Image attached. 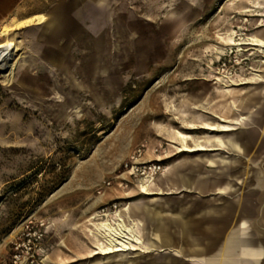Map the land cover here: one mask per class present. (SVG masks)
Returning <instances> with one entry per match:
<instances>
[{"label": "rangeland", "instance_id": "374dc122", "mask_svg": "<svg viewBox=\"0 0 264 264\" xmlns=\"http://www.w3.org/2000/svg\"><path fill=\"white\" fill-rule=\"evenodd\" d=\"M70 1L35 0L29 19L11 23L23 43L15 71L0 73V264H12L27 225L45 236L36 249L43 264H118L94 255L89 229L95 215L112 219L140 196L144 182L120 185L125 163L140 147L143 160L165 168L187 156L176 131L205 132L187 130L181 118L193 99H206L199 109L213 118L209 100L224 98L213 84L219 72L239 79L261 68L258 53L232 45L262 28L264 0H107L79 23ZM60 10L72 31L67 42L39 32Z\"/></svg>", "mask_w": 264, "mask_h": 264}, {"label": "crops", "instance_id": "0c3cea01", "mask_svg": "<svg viewBox=\"0 0 264 264\" xmlns=\"http://www.w3.org/2000/svg\"><path fill=\"white\" fill-rule=\"evenodd\" d=\"M34 2L0 0V42L8 27L22 48L11 23L29 19ZM75 16L78 23L89 19ZM247 41L246 47L263 58L261 68L234 84L215 79L224 98L209 100L213 118L199 109L207 100L195 97L192 111L181 118L187 130L205 132H182V138L177 130L178 153L187 156L168 161L144 193L125 203L123 217L133 225L137 249L96 256H117L118 264H264V25ZM253 151L263 154L262 160ZM128 254L147 258L124 263Z\"/></svg>", "mask_w": 264, "mask_h": 264}, {"label": "bare ground", "instance_id": "6f19581e", "mask_svg": "<svg viewBox=\"0 0 264 264\" xmlns=\"http://www.w3.org/2000/svg\"><path fill=\"white\" fill-rule=\"evenodd\" d=\"M8 32H3L5 40L0 42V73L6 78L15 71L12 60L22 51L19 44L14 43L15 41L13 42L9 37L11 30H8ZM234 42L237 45L232 46L236 47L239 51L243 50V46H247L249 44L248 41L239 42L238 40H235ZM219 74L230 84H234L235 79L233 77H228L222 74V72H219ZM179 135L180 137L185 138V134H183L182 132H179ZM181 151L192 150L188 148H182ZM153 181L144 182L143 184H141L139 191L141 193H144L145 187ZM125 207L126 204H123L122 207L113 214L112 219L96 220V217L99 216L95 215L93 217L94 222L90 224L92 228L89 229V231L97 241L94 255L101 254V252L104 255H108L117 252L133 251L137 249L138 238L136 237L133 225L128 224L123 217ZM105 216H107V214Z\"/></svg>", "mask_w": 264, "mask_h": 264}, {"label": "built area", "instance_id": "2783aa9c", "mask_svg": "<svg viewBox=\"0 0 264 264\" xmlns=\"http://www.w3.org/2000/svg\"><path fill=\"white\" fill-rule=\"evenodd\" d=\"M144 153V147L138 148L125 163L124 172L118 176L124 177L121 186L128 187V183H132L131 179L142 183L153 181L165 171V166L160 161L143 160ZM105 184L109 186L111 183ZM22 235L23 243H15L12 264H43L36 250L44 243L45 236L42 230L38 226L27 225Z\"/></svg>", "mask_w": 264, "mask_h": 264}, {"label": "water", "instance_id": "95a60500", "mask_svg": "<svg viewBox=\"0 0 264 264\" xmlns=\"http://www.w3.org/2000/svg\"><path fill=\"white\" fill-rule=\"evenodd\" d=\"M106 1L107 0H71L67 8L72 14L80 18H87L88 16L93 17L101 10V5L106 3ZM51 22V24H44L39 28L40 35L43 38L50 36L55 41H69L72 31L68 19L64 16L62 10L56 12L52 16ZM61 56V49L52 52L50 61L55 67L60 66ZM166 263H168L167 260L163 261V264Z\"/></svg>", "mask_w": 264, "mask_h": 264}, {"label": "trees", "instance_id": "16d2710c", "mask_svg": "<svg viewBox=\"0 0 264 264\" xmlns=\"http://www.w3.org/2000/svg\"><path fill=\"white\" fill-rule=\"evenodd\" d=\"M66 178H64L60 183H63V181L65 180Z\"/></svg>", "mask_w": 264, "mask_h": 264}]
</instances>
